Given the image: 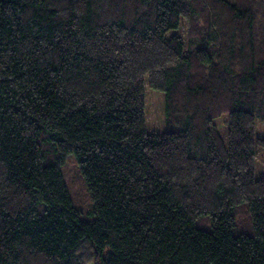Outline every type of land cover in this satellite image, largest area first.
I'll return each mask as SVG.
<instances>
[{"label":"trees","instance_id":"1","mask_svg":"<svg viewBox=\"0 0 264 264\" xmlns=\"http://www.w3.org/2000/svg\"><path fill=\"white\" fill-rule=\"evenodd\" d=\"M259 18L264 0H0V264H264Z\"/></svg>","mask_w":264,"mask_h":264},{"label":"rangeland","instance_id":"2","mask_svg":"<svg viewBox=\"0 0 264 264\" xmlns=\"http://www.w3.org/2000/svg\"><path fill=\"white\" fill-rule=\"evenodd\" d=\"M264 19L259 18L258 24H263ZM165 104L166 99L163 93L147 90V128L149 133H163L165 128ZM228 117L224 116L218 119L215 123L218 126L223 137L227 135ZM257 137H264V123L257 122L256 129ZM66 182L69 180L71 187L70 193L72 199L80 210V218L82 221L91 222L95 219L93 215V202L90 193L87 189L84 179L80 175V170L74 156L69 157L67 168L63 169ZM256 178H264V149L258 151L256 162ZM242 222L244 225H242ZM203 227V226H201ZM207 229V228H206ZM241 233L254 235V229L248 213H244L238 227L235 229V234Z\"/></svg>","mask_w":264,"mask_h":264}]
</instances>
